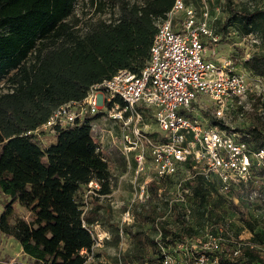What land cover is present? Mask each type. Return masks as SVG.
<instances>
[{
  "label": "trees",
  "instance_id": "trees-1",
  "mask_svg": "<svg viewBox=\"0 0 264 264\" xmlns=\"http://www.w3.org/2000/svg\"><path fill=\"white\" fill-rule=\"evenodd\" d=\"M229 1L226 18L216 21L215 33H225L230 23L241 36L258 32L264 7L235 8ZM106 2L112 6L109 17L89 20L79 29L78 19L67 20L73 15L76 0H0V79H6L7 88L0 91V191L8 198L0 213V232L13 236L33 264H107L85 263V257L79 254L81 248L91 249L94 239L90 226L95 218L92 210L84 211L88 197L85 201L80 191L93 179L100 184L99 194L110 191L111 173L97 150L91 127L103 111L85 114L58 128L47 144L33 133L55 107L82 100L91 85L118 69L140 72L148 60L157 22L174 0ZM90 4L102 10L105 2L90 0ZM244 64L253 76L264 77V50L252 52ZM259 95L262 110L254 114L253 122L244 128H233L255 148L264 147V97ZM204 114L212 124L224 126L208 112ZM152 139L157 141L161 137L157 133ZM184 164L189 167L190 161ZM252 174L264 179V167L254 169ZM177 175L167 181L173 182ZM190 184L192 203L210 222L218 223L209 208L210 193H216L214 184L199 174ZM158 188L150 181L147 198L136 200L132 213L141 225L159 229L160 238L156 240L141 228L121 225L129 241L120 254L122 264H162L158 242L167 246L192 236V229L176 205L172 215L180 222V231L174 233L167 227L166 220L161 218L166 203ZM258 197L264 201V191L259 190ZM15 203L27 212L25 218L12 220ZM229 207L250 231V241L264 243V227L256 230V224L232 200ZM179 255L184 261L187 256L176 254L178 264H182ZM209 256L216 264H264V255L250 247H242L239 254L233 255L231 245L229 254L224 247Z\"/></svg>",
  "mask_w": 264,
  "mask_h": 264
},
{
  "label": "built area",
  "instance_id": "built-area-1",
  "mask_svg": "<svg viewBox=\"0 0 264 264\" xmlns=\"http://www.w3.org/2000/svg\"><path fill=\"white\" fill-rule=\"evenodd\" d=\"M209 20L207 6L198 11L184 0H174L170 10L157 22L148 60L140 72L118 69L110 77L91 85L82 100L55 107L33 133L42 141L45 133L52 135L85 114L103 111V119L121 128L112 142L125 159V167L128 170L133 166L137 174L144 176L135 201L147 198V184L154 181L166 203L162 219L172 215V207L176 205L186 223L190 221L193 209L190 182L196 174L214 184L226 206L231 200L237 202L235 197H230L233 192L249 199L259 196L252 187L255 178L252 172L264 167V147L248 144L230 127L226 117L233 110L238 111L239 118L243 112L251 110L249 98L262 93L263 84L261 77H250L238 71L231 58L219 62L209 58L216 53L214 47L221 39ZM257 36L258 32H254L242 38L256 42ZM192 102L195 105H191ZM201 112H208L224 126L212 124L205 114L201 117ZM146 114L155 121L161 140L154 141L148 130L140 126ZM91 127L94 135L101 132L96 123ZM94 142L111 173L114 164L107 160L96 138ZM188 160L190 166L186 167L184 163ZM176 174L175 180L167 183V178ZM122 178L119 176L118 183ZM109 180L110 188L111 176ZM86 187L85 201L89 195L110 197L114 193L110 188L109 193L99 194L100 184L94 179ZM86 207L87 202L84 211ZM130 207L132 203L125 211L124 221L130 219ZM91 227L94 239L91 249L79 250L85 263L97 261L94 250L103 241ZM225 227L222 222H210L201 239L185 236L169 246L158 242L162 264H178L177 253L187 256L182 264H216L215 259L210 260L209 253L223 251L221 243L226 242L231 243L233 255L239 254L242 247L255 248L264 255V243L227 239ZM156 230L154 238L158 240L161 232ZM120 254L119 250L115 264H122Z\"/></svg>",
  "mask_w": 264,
  "mask_h": 264
},
{
  "label": "rangeland",
  "instance_id": "rangeland-1",
  "mask_svg": "<svg viewBox=\"0 0 264 264\" xmlns=\"http://www.w3.org/2000/svg\"><path fill=\"white\" fill-rule=\"evenodd\" d=\"M105 2L102 10H97L90 4V0H76L73 15L67 20L69 22L78 19L77 27L80 29L85 22L89 20L95 21L97 19H107L111 14V5ZM141 1V0H129ZM192 1V0H185ZM201 1V2H200ZM197 3H187L201 10V7L207 6V11L210 15V23L213 29L216 30V21L223 22L227 15L226 5L228 0H197ZM230 4L235 8L247 7L250 9L264 7V0H230ZM216 53L209 57L214 59L216 62L223 61L224 59L231 58L234 60V65L238 71H241L248 76L252 77L253 74L245 67L244 60L255 51L264 50V19L259 24V31L257 41L251 39H243L239 34L238 29L230 23L227 26L226 32L221 34L220 42L214 47ZM263 84L262 93L259 97H264V77H261ZM6 79H0V91H6ZM258 95L253 94L250 96L249 101L252 103V109L243 112L242 117H238V111L233 110L227 115V119L230 127L244 128L249 125L255 119V113H259L262 110L260 105L261 101H258ZM191 105H195L192 102ZM201 117L204 116V112H201ZM93 124H97L101 132L94 135V138L100 143L102 150L106 154L107 160L113 163L111 170L112 183L110 188L114 190V193L107 197L105 195H89L87 207L85 210H92L95 214V218L91 229L93 232L98 233L102 236L103 241L100 247H96L94 250L97 261L105 262L107 264L116 263V254L120 250V253L125 251L129 245L128 237L123 235L120 226L131 225L133 229H139L148 232L152 237L157 235V230L152 229L148 225H141L132 213V207H130V219L124 221V214L127 207L135 201L136 191L138 186L143 180V174H137L134 167L132 166L127 170L125 167V159H123L114 146L112 140L119 136L121 128L118 125L112 123L107 119H103L101 116L98 119H94ZM140 126L148 130L149 135L154 137L158 133V127L151 116L146 114L143 116ZM53 139L51 134H44L42 137L43 143L47 144ZM131 162V157L129 158ZM119 176H123L122 181L118 183ZM135 181V182H134ZM172 182V181H171ZM170 181L167 183H171ZM252 187L256 189L257 193L259 190L264 191V179L255 177L252 182ZM87 187H84L80 194L85 197ZM220 197V198H219ZM230 197H235L241 210L245 212L246 217L253 223L256 224V230H261L264 227V201L258 197L254 199L245 198L237 192L230 193ZM8 199L0 191V213L3 210V205ZM220 201L218 206H215V202ZM222 201V202H221ZM192 218L187 222V226L192 229V237L195 239H201L203 232L209 225L210 221L204 213L199 211L194 203H192ZM209 208L213 211L214 217L222 222L225 227V237L230 238H241L243 240H250L251 233L247 229L246 225L239 219L235 210H232L229 206H226L224 199L214 191L210 193V206ZM26 217L27 212L19 204H14V210L11 215L12 220L16 217ZM166 225L174 233H179L181 225L180 222L173 216H166ZM224 247L228 254L230 253L231 243H225ZM97 254V255H96ZM179 259L184 263V257L179 255ZM33 260L21 251L19 242L9 235H5L0 232V264H33ZM135 264V263H134Z\"/></svg>",
  "mask_w": 264,
  "mask_h": 264
}]
</instances>
